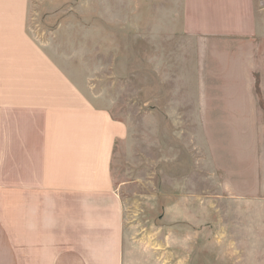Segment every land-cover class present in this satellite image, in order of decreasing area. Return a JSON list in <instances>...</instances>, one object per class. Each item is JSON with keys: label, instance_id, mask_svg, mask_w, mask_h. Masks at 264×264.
I'll list each match as a JSON object with an SVG mask.
<instances>
[{"label": "rangeland", "instance_id": "1", "mask_svg": "<svg viewBox=\"0 0 264 264\" xmlns=\"http://www.w3.org/2000/svg\"><path fill=\"white\" fill-rule=\"evenodd\" d=\"M196 6L29 0L35 39L131 130L113 159L125 264H264L261 60L186 33L204 24Z\"/></svg>", "mask_w": 264, "mask_h": 264}, {"label": "crops", "instance_id": "2", "mask_svg": "<svg viewBox=\"0 0 264 264\" xmlns=\"http://www.w3.org/2000/svg\"><path fill=\"white\" fill-rule=\"evenodd\" d=\"M203 1L204 24L186 33L243 40L249 54L227 60H261L264 81V0ZM30 17L29 0H0V264H125L113 159L131 130L35 39Z\"/></svg>", "mask_w": 264, "mask_h": 264}]
</instances>
